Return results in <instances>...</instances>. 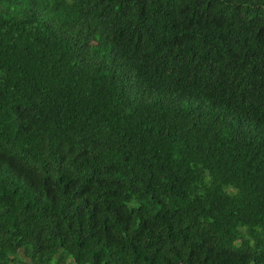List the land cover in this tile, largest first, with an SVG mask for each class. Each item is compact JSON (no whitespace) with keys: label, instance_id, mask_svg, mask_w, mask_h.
I'll return each mask as SVG.
<instances>
[{"label":"trees","instance_id":"trees-1","mask_svg":"<svg viewBox=\"0 0 264 264\" xmlns=\"http://www.w3.org/2000/svg\"><path fill=\"white\" fill-rule=\"evenodd\" d=\"M0 264H264V0H0Z\"/></svg>","mask_w":264,"mask_h":264}]
</instances>
